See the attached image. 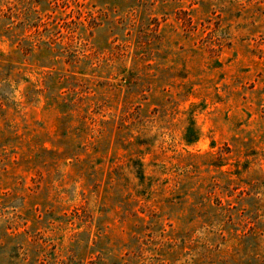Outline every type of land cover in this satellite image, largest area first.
I'll list each match as a JSON object with an SVG mask.
<instances>
[{"label":"rangeland","instance_id":"rangeland-1","mask_svg":"<svg viewBox=\"0 0 264 264\" xmlns=\"http://www.w3.org/2000/svg\"><path fill=\"white\" fill-rule=\"evenodd\" d=\"M0 264H264V0H0Z\"/></svg>","mask_w":264,"mask_h":264}]
</instances>
